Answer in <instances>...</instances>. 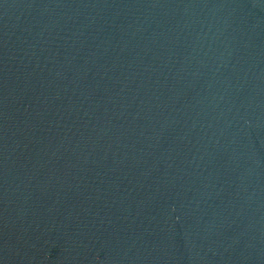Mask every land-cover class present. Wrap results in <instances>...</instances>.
Instances as JSON below:
<instances>
[{
  "label": "water",
  "instance_id": "95a60500",
  "mask_svg": "<svg viewBox=\"0 0 264 264\" xmlns=\"http://www.w3.org/2000/svg\"><path fill=\"white\" fill-rule=\"evenodd\" d=\"M0 264H264V0H0Z\"/></svg>",
  "mask_w": 264,
  "mask_h": 264
}]
</instances>
